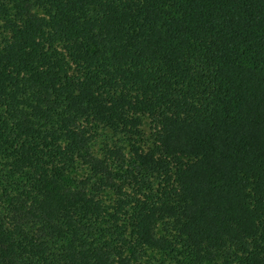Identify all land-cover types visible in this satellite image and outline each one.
<instances>
[{"label": "trees", "instance_id": "trees-1", "mask_svg": "<svg viewBox=\"0 0 264 264\" xmlns=\"http://www.w3.org/2000/svg\"><path fill=\"white\" fill-rule=\"evenodd\" d=\"M0 264H264V0H0Z\"/></svg>", "mask_w": 264, "mask_h": 264}, {"label": "rangeland", "instance_id": "rangeland-1", "mask_svg": "<svg viewBox=\"0 0 264 264\" xmlns=\"http://www.w3.org/2000/svg\"><path fill=\"white\" fill-rule=\"evenodd\" d=\"M96 136L97 138L91 146V152L100 159L108 158L118 182L123 183L130 171H134L139 177L143 176L139 172L140 167L134 158L133 150L136 148L146 151L153 147L154 140L149 119H144L143 126L134 137L117 134L103 127L97 129ZM115 150H119L123 154V158H120L119 161L117 157H110ZM89 174L87 168L77 166L69 173V177L83 179Z\"/></svg>", "mask_w": 264, "mask_h": 264}]
</instances>
